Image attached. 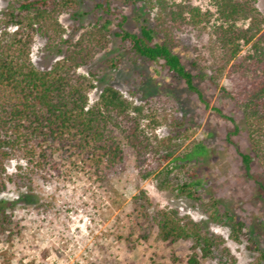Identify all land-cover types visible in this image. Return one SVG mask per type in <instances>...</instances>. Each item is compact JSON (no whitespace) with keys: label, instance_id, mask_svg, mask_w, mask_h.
I'll return each mask as SVG.
<instances>
[{"label":"trees","instance_id":"1","mask_svg":"<svg viewBox=\"0 0 264 264\" xmlns=\"http://www.w3.org/2000/svg\"><path fill=\"white\" fill-rule=\"evenodd\" d=\"M111 1L103 0L95 8L107 15L114 14ZM257 1L211 0L212 9L203 10L190 0H156L152 25L144 22L140 32L133 33L119 22L114 36L127 53L167 69L207 107L195 80L205 79L210 72V80L215 84L223 77L229 81V87L223 90L241 112L251 150V154L239 151L243 173L257 186V198L264 201V15ZM78 5L79 0H18L4 13L0 23V193L13 181L5 162L19 153L28 167L41 166L54 153H72L87 160L98 174L121 169L125 145L134 150L139 162L159 151L165 152L162 159L168 161L180 146L170 139L151 141L142 127L143 107L135 105L114 86L103 87L97 100L90 103L89 93L96 87V76L79 70L108 48L111 21L105 18V23L90 24L77 39L66 37L60 16L74 12ZM96 15L103 16L100 12ZM185 31L194 32L201 43L192 48L194 57L188 64L177 51L178 35ZM36 35L49 46L65 48L64 55L49 69H38L31 59ZM118 61L111 65L117 66ZM215 110L221 114L219 109ZM150 121L158 125L156 116L152 115ZM228 140L233 144L230 137ZM195 148L198 150L194 152ZM193 149L181 159L192 161L208 152L200 143ZM253 161L260 166V174L252 171ZM16 168L23 170L21 164ZM185 173L187 178L177 180L174 190L188 199L201 201V181L197 180L195 170ZM17 177L30 181L29 176L20 173L14 176ZM133 199L134 209L146 223L140 225L139 237L147 240L155 230L156 239L166 244L165 257L173 264H205V260L238 264L225 238L211 232L201 221L174 208H160L150 202L144 191ZM14 204L0 200V241L9 242L12 237L13 215L9 210ZM226 217L229 238L237 243L245 238L248 250L260 255L255 264H264V252L253 237L264 230V221L249 228L236 216ZM175 244L185 247L176 251Z\"/></svg>","mask_w":264,"mask_h":264},{"label":"rangeland","instance_id":"2","mask_svg":"<svg viewBox=\"0 0 264 264\" xmlns=\"http://www.w3.org/2000/svg\"><path fill=\"white\" fill-rule=\"evenodd\" d=\"M17 1L0 0V23ZM131 1L132 5H127L122 0H112L114 14L107 15L95 8L103 0H79L77 9L61 15L60 21L65 36L72 39H77L90 24L105 23V18L111 21L108 48L79 70L96 76V87L89 93L90 103L97 100L103 87L114 86L143 107L142 127L151 141L170 139L180 146L168 161L162 159L165 152L159 151L139 162L134 150L125 145L124 162L115 173L96 174L87 160L63 152L48 155L41 166L28 167L22 153L6 161L4 167L13 181L0 193V200L15 204L9 210L13 215L12 237L9 242L0 241V264H173L165 257L166 244L156 239L155 230L147 240L139 237L140 225L146 223L134 209L133 198L141 191L160 208L177 209L225 238L238 264H255L260 256L248 250L245 238L239 243L229 238L226 216H236L249 228L264 221V201L257 198V186L243 173L239 151L251 154V150L241 112L223 90L229 87V81L223 77L215 84L210 72L205 79L195 80L207 107L167 69L127 53L114 36L115 25L123 22L125 29L139 33L144 22L154 23L156 5V0ZM190 1L203 10L212 9L211 0ZM257 7L264 15V0H258ZM178 41L177 51L188 64L194 57L192 48L201 43L194 32L187 31L178 35ZM64 53V47L49 46L45 39L34 37L31 59L38 69H49ZM116 61L117 66H112ZM152 115L158 125L150 121ZM199 143L207 148L206 155L183 161L181 158ZM18 164L23 170H17ZM182 164L186 167L181 168ZM191 169L201 181L198 202L173 188L177 180L187 178L185 172ZM252 171L262 172L255 161ZM17 173L29 176L30 181L15 179ZM253 237L264 252V230ZM181 247L185 244L173 246L176 251ZM204 263L215 264L209 260Z\"/></svg>","mask_w":264,"mask_h":264}]
</instances>
